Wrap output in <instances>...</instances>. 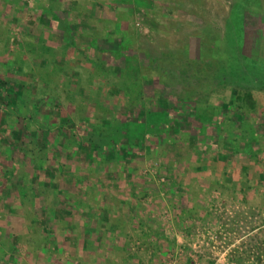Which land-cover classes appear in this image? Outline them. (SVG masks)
Listing matches in <instances>:
<instances>
[{
    "label": "rangeland",
    "instance_id": "1",
    "mask_svg": "<svg viewBox=\"0 0 264 264\" xmlns=\"http://www.w3.org/2000/svg\"><path fill=\"white\" fill-rule=\"evenodd\" d=\"M0 264H264V0H0Z\"/></svg>",
    "mask_w": 264,
    "mask_h": 264
},
{
    "label": "trees",
    "instance_id": "2",
    "mask_svg": "<svg viewBox=\"0 0 264 264\" xmlns=\"http://www.w3.org/2000/svg\"><path fill=\"white\" fill-rule=\"evenodd\" d=\"M246 97H247L248 99H250V98H251V95H246Z\"/></svg>",
    "mask_w": 264,
    "mask_h": 264
}]
</instances>
